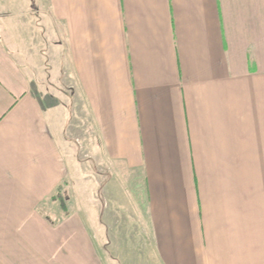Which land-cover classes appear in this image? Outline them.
Listing matches in <instances>:
<instances>
[{
	"label": "crops",
	"instance_id": "0c3cea01",
	"mask_svg": "<svg viewBox=\"0 0 264 264\" xmlns=\"http://www.w3.org/2000/svg\"><path fill=\"white\" fill-rule=\"evenodd\" d=\"M123 250L264 264V0H0V264Z\"/></svg>",
	"mask_w": 264,
	"mask_h": 264
},
{
	"label": "rangeland",
	"instance_id": "374dc122",
	"mask_svg": "<svg viewBox=\"0 0 264 264\" xmlns=\"http://www.w3.org/2000/svg\"><path fill=\"white\" fill-rule=\"evenodd\" d=\"M87 153L88 150H87ZM111 176L109 174H107L106 172H104L103 174H100V176L96 179L97 180V183L99 185V191L101 192V201L102 203L104 204V202L106 201V198H105V192H106V187L108 185V182L109 180H111L112 178H110ZM105 190V191H104ZM111 210H113L112 208H110L109 212L107 213L108 214V218H111V219H116V214L114 213L113 215H111ZM116 225H114L113 227H115ZM134 243V241H133ZM133 243L129 242V244L125 243V241L123 242V245H125L124 247H127V246H131L130 248H133ZM119 248L121 249V247L119 246ZM129 248V250L131 251V249ZM124 251V255L125 257H127V259L129 260V264H132L133 262V256L126 250H123ZM122 256V255H121ZM120 256V258H121ZM125 264V262H124Z\"/></svg>",
	"mask_w": 264,
	"mask_h": 264
}]
</instances>
